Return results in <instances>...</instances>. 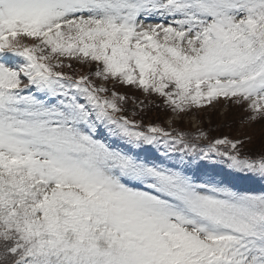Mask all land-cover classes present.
<instances>
[{"label": "snow or ice", "instance_id": "1", "mask_svg": "<svg viewBox=\"0 0 264 264\" xmlns=\"http://www.w3.org/2000/svg\"><path fill=\"white\" fill-rule=\"evenodd\" d=\"M64 58L264 116V0H0V264H264V191L237 186L264 156L144 130Z\"/></svg>", "mask_w": 264, "mask_h": 264}, {"label": "rangeland", "instance_id": "2", "mask_svg": "<svg viewBox=\"0 0 264 264\" xmlns=\"http://www.w3.org/2000/svg\"><path fill=\"white\" fill-rule=\"evenodd\" d=\"M144 23L147 25L165 23V21L154 17ZM64 64L66 66L59 70L71 76L74 72L82 69L83 71L84 69L88 70L86 63L83 64L73 58H64ZM69 64L71 67H67ZM83 65L84 67H82ZM92 67L96 68V65L93 64ZM94 71L95 69L88 75L92 83L96 86L106 87L110 92L108 98H111L112 92L126 96L127 99L124 102L118 101L117 103L123 109V115L138 122L142 129L146 130L149 126H157L169 133H183L190 141L196 143L199 147L205 148L217 139L239 140L241 141L239 145L241 155L246 153L251 154V156H264V116H259L255 120L251 119L252 113L247 106V102L239 104L234 102V105L222 104L215 107L217 105L215 99L211 101L214 106L212 110L203 114L199 111L195 113L196 107L189 108L185 112H173L171 107L166 105L164 99L158 94L150 93L153 99L160 98V101L151 105L142 104L143 101L149 99L138 86L124 85L118 80L103 81L92 75ZM208 103L210 102L203 105ZM186 112V116L182 118V115ZM202 125L205 128H200ZM200 133H204L205 136L200 137ZM225 147L221 146L222 149ZM163 151L164 149L161 147V152ZM219 167L225 166L221 165ZM243 186L247 190L258 193L264 191V182H243Z\"/></svg>", "mask_w": 264, "mask_h": 264}]
</instances>
